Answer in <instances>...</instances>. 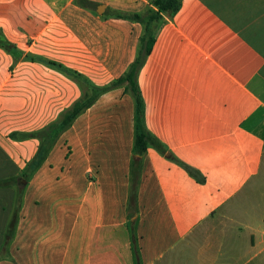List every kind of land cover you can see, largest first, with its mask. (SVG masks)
Segmentation results:
<instances>
[{"label":"crops","instance_id":"crops-1","mask_svg":"<svg viewBox=\"0 0 264 264\" xmlns=\"http://www.w3.org/2000/svg\"><path fill=\"white\" fill-rule=\"evenodd\" d=\"M137 75L145 128L127 205L134 101L108 88L135 59L152 0H0V181L28 136L100 91L27 180L0 264H264V0H176ZM186 168L194 171L199 180ZM15 187L0 188V248ZM135 237L137 258L134 255Z\"/></svg>","mask_w":264,"mask_h":264},{"label":"trees","instance_id":"trees-1","mask_svg":"<svg viewBox=\"0 0 264 264\" xmlns=\"http://www.w3.org/2000/svg\"><path fill=\"white\" fill-rule=\"evenodd\" d=\"M152 4L154 7L157 8L156 12L149 11L144 17H140L137 15L129 17V19L133 21H139L144 24L145 26L144 35L141 39L138 53L135 59L133 60V62L129 65L126 73L122 77L115 80L108 87V88H114L120 86L124 87L125 91L130 94V96L134 101V147H133L134 152L133 153L135 159L132 162L130 189H129L128 205H127V211L130 217H132L133 213L136 211V187L139 178L140 157L142 156V154L144 153L147 147H152L161 154L165 153V150L161 145V143L154 136H152L145 128L144 120H143V100L137 84V75L141 67L143 66L144 62L146 61L147 56L150 54L152 45L154 43L152 31L155 25L152 26V23L156 24L158 21L161 20L160 13L165 14L168 17L174 14L178 9L179 3L176 0H152ZM0 47L6 51L11 50V44L4 39H0ZM108 88H103V89L92 88L91 95L84 96L82 100L75 102L70 109L62 113L58 121L49 124L43 130L28 135L32 138H36L39 140V146L34 160H32L26 165L25 170L22 172V174L19 177H14L0 181V188H7V187L16 188L14 204H13V212L5 228L4 242L2 244V247L0 248V257L5 256L7 254V246L14 234L17 212L21 202L22 189H21L20 180L28 179L29 175L38 166L43 156L49 151V149L52 147V145L59 137V135L69 127L73 119L94 102L96 96L100 91H105ZM186 170L192 177L199 180L198 175L194 171L190 170L189 168H186ZM131 238H132V243L134 244L133 246L134 255L137 258L138 252L135 247V243H134L135 237L133 234Z\"/></svg>","mask_w":264,"mask_h":264}]
</instances>
